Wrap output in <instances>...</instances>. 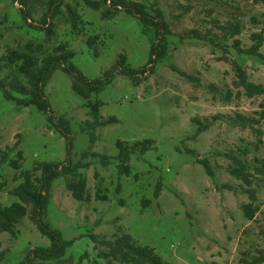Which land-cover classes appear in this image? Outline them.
Wrapping results in <instances>:
<instances>
[{"label":"rangeland","instance_id":"obj_1","mask_svg":"<svg viewBox=\"0 0 264 264\" xmlns=\"http://www.w3.org/2000/svg\"><path fill=\"white\" fill-rule=\"evenodd\" d=\"M138 1L154 8L155 0ZM157 1L155 7L169 28L167 54L141 77L140 84L116 74L90 98L100 102L102 120L116 121L90 127L88 99L74 91L72 77L63 69L55 70L45 84L54 123L35 105L19 106L0 89V149L18 142L10 151L11 159H17L19 151L23 155L20 169L8 162L0 168L6 181L0 204L18 201L10 191L23 180L19 172L32 169L36 162L89 164L79 169L87 178L86 199L72 196L67 182L73 177L65 175L54 180L47 208L50 225L65 239H76L65 255L71 264H80L81 256V264H110L99 256L106 247L94 243L91 234L114 239L129 233L171 264H241V257L251 259L264 248V175L254 168L264 161V94H248L233 68L238 62L249 81L264 86V42L259 49L262 56L240 53L234 45L235 39L244 48L254 43L251 34L264 25V0ZM67 6L82 16L78 29L69 21ZM19 7L14 0H0V57L24 51L30 41L44 44L36 53L38 61L70 49L71 62L89 79L102 76L120 54L134 69L149 61L154 32H146L124 11L104 16V4L95 9L87 0H65L47 41L46 32L29 26ZM44 11V5L35 1L33 19L40 21ZM231 24L241 32L232 36L227 29ZM90 36L97 37L94 47L87 43ZM20 64L17 60L3 68L0 78L25 82L17 70ZM239 115L259 122L243 128L236 122ZM60 118L68 121L71 144L56 126ZM193 118L212 121L197 138ZM144 139L154 140V146L144 154H131L126 170L118 159L117 142ZM189 149L209 159L214 178ZM85 152L89 153L83 157ZM92 152L108 155L110 162L104 165ZM242 164L251 185L230 172ZM248 188L256 191L255 200ZM247 203H252V219L244 215ZM17 231L0 233V250L5 253L0 264H18L31 248L50 244L29 214ZM111 264L121 263L111 260Z\"/></svg>","mask_w":264,"mask_h":264},{"label":"trees","instance_id":"obj_2","mask_svg":"<svg viewBox=\"0 0 264 264\" xmlns=\"http://www.w3.org/2000/svg\"><path fill=\"white\" fill-rule=\"evenodd\" d=\"M35 1L41 2L44 5L45 11L40 21H36L32 17V9L35 7ZM20 7V12L29 26L46 32L49 41L54 34L53 19L61 12L65 0H14ZM157 0L154 1V8L149 10V7L138 0H87V4L95 9H99L102 4L107 6L104 11V16L113 15L117 12L124 11L133 15L143 26L144 30L154 32V40L152 41L150 58L146 66L141 69H134L129 66L124 54H120L119 59L113 67L106 70L102 76L95 79H89L71 62L74 52L68 49H60L52 54L44 56L40 61L37 60L36 53L44 48V44L28 42L25 45L24 51H13V56L3 55L0 57V72L3 68L11 67V63L20 60L21 64L18 67L19 74L23 75L25 82L17 77L0 78V89L3 91L5 98L15 100L19 106L35 105L39 110L44 111L49 115V119L54 123V114L50 107V102L45 92V84L50 75L58 69H63L72 77V87L81 97L88 99L90 107L91 120L86 121L90 127H95L100 124L114 122L115 117H110L107 120H102L100 115V102L92 101V94L102 91L110 84L116 74H122L132 79L135 84H140L141 77L147 71H151L153 67L167 54V34L169 33L168 23L166 22L163 12L156 8ZM67 13L73 29H78L83 19L81 14L71 6H67ZM264 23V21H263ZM234 36L241 32L238 25L231 24L227 28ZM196 37L206 38V35H201L198 31H192ZM251 39L254 43L244 48L241 46V41L234 40L235 48L243 54L262 56L259 49L264 42V25L260 32L251 34ZM96 36H90L87 43L90 47H94L97 43ZM98 53V52H97ZM264 60V55H263ZM1 60H4L2 63ZM233 68L239 78V83L245 88L250 95L264 94V86L255 84L249 81L247 71L236 61L233 62ZM56 120V119H55ZM193 122L198 125L196 133L193 135L197 138L204 130L210 127L212 121H201L198 118H193ZM243 128L253 126L259 121H253L250 117L242 115L238 116V121ZM56 126L61 133L66 136L71 144L70 129L68 121L63 118L57 120ZM18 145L16 142L13 146H8L6 150L0 149V168L3 164L9 163L14 169L21 168L23 160L22 152H18L17 159H11L10 151L14 150ZM119 148L118 159L123 164L126 170H130L128 161L133 153L144 154L154 146V140L144 139L129 143L127 141H118ZM196 155L197 161L201 163L207 174L214 178L215 171L207 158H202L194 150H188ZM89 152H85L83 157ZM93 156L100 157L104 165L110 162V157L106 154L91 153ZM236 161H241L233 157ZM127 163V165H126ZM89 166L88 163L78 162L72 164L66 162H36L32 169L21 170L18 174L23 178L17 186L10 192L18 198V201L6 206L0 204V233L9 232L16 234L18 225L24 217L29 214L30 219L36 224L37 228L44 236L50 239L48 246H36L29 250L25 259L18 264H36V261L46 262V264H71L65 259L68 248L73 245L76 239H65L62 232L50 225L46 220L47 208L51 197V188L54 180L65 175H72V179L67 182V188L71 191L72 196L77 200H84L87 197V178L79 171L81 167ZM239 167L230 168L231 174L241 178L246 184L251 185L249 180L250 174ZM255 171L264 175V161L262 165L255 166ZM244 171V172H243ZM39 172V174H37ZM6 186V181L2 179L0 170V190ZM233 190V187L228 185ZM252 200L256 199V191L247 189ZM160 193V188L156 192V196ZM244 215L248 219L254 216L252 203L243 205ZM94 243H99L106 247V250L100 251L99 256L107 259L111 264V260L120 262L121 264H171L165 261L154 248L149 246H141L137 240L129 233L116 236L114 239L99 238L95 234L90 235ZM1 247V245H0ZM5 253L0 250V260L4 259ZM83 256L80 257L81 264ZM241 264H264V248L258 249L251 259L245 257L240 258Z\"/></svg>","mask_w":264,"mask_h":264}]
</instances>
